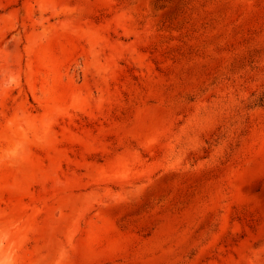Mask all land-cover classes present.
Here are the masks:
<instances>
[{"label":"rangeland","instance_id":"rangeland-1","mask_svg":"<svg viewBox=\"0 0 264 264\" xmlns=\"http://www.w3.org/2000/svg\"><path fill=\"white\" fill-rule=\"evenodd\" d=\"M0 264H264V0H0Z\"/></svg>","mask_w":264,"mask_h":264},{"label":"bare ground","instance_id":"bare-ground-1","mask_svg":"<svg viewBox=\"0 0 264 264\" xmlns=\"http://www.w3.org/2000/svg\"><path fill=\"white\" fill-rule=\"evenodd\" d=\"M4 30H5V29L0 30V36L4 33V32H3Z\"/></svg>","mask_w":264,"mask_h":264}]
</instances>
